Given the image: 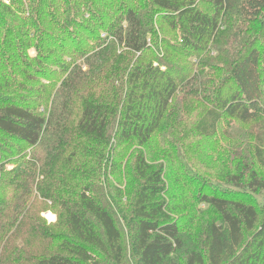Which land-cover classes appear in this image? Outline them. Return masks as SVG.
I'll list each match as a JSON object with an SVG mask.
<instances>
[{
  "label": "trees",
  "instance_id": "16d2710c",
  "mask_svg": "<svg viewBox=\"0 0 264 264\" xmlns=\"http://www.w3.org/2000/svg\"><path fill=\"white\" fill-rule=\"evenodd\" d=\"M261 15L264 0H0V264H264V132L249 155L225 146L224 193L192 178L217 221L190 252L164 185L170 154L191 181L175 151L188 132L264 121V52L241 41L211 60L224 30Z\"/></svg>",
  "mask_w": 264,
  "mask_h": 264
},
{
  "label": "rangeland",
  "instance_id": "374dc122",
  "mask_svg": "<svg viewBox=\"0 0 264 264\" xmlns=\"http://www.w3.org/2000/svg\"><path fill=\"white\" fill-rule=\"evenodd\" d=\"M238 23H240L239 20ZM260 23L261 28H259L258 25L248 26L242 24L238 25V31H236L235 26L234 29H232L233 33L232 31L230 33L229 30L228 32L224 30L215 43V47L212 49L211 60L215 61L217 65H219V68L222 69L224 61L220 58L221 55H219L218 49L221 53L225 54L234 51L240 53L245 49L244 45L241 44V41H245L247 44L248 42L253 41L254 45L258 46L264 52V15H261V18L259 19V24ZM233 39H237L240 44L231 43ZM30 54L31 56H35L34 51H31ZM191 61L195 62L196 59H191ZM225 75V72L221 71L219 77L215 80L218 81ZM206 76L207 75H204V77ZM189 88V85L184 88L188 91L184 92L183 96L189 92ZM179 102L174 104L175 107L178 106ZM198 115L199 114L196 113V107L189 113V116L192 117L195 122ZM175 121L176 120L169 118L170 127L176 124ZM262 132H264V121H257L250 124H240L236 121H232L231 123L225 124L223 126V131L216 137H204L196 133L188 132L187 135L176 145L175 150L180 157V161L185 165L188 176L191 178L189 179L191 180L189 185L186 187H182L179 183L178 162L173 158L172 154H170L169 158L167 157V162L164 164L166 167V180L164 183L166 189L165 198L173 207L172 217L177 218L181 224L185 249L189 252L200 247V239L203 238V226H206L210 221H217V217L209 207L200 203L199 200H194L197 193L207 192L210 194L211 190L201 188V185L193 181L192 178H203L220 194L224 193L223 189L230 188L228 187L226 180V177L230 174V169L226 167L225 161L219 160L225 157V146L231 140L234 150H237L239 148L237 142L241 141L244 147V149H242L244 151L242 152L249 155L250 153L247 151L251 150L252 152L254 150L257 137ZM164 139L169 143H174L176 140L175 136L171 133H164ZM166 141H164V143ZM227 148L229 149L230 146L228 145ZM136 150V148L131 149L130 147V149L126 151L124 159L128 160L130 164H134ZM235 154L236 152L234 155ZM152 155L154 158L152 157L150 159L153 161L154 165L162 161V156L157 154L156 147L154 148ZM214 158L216 160H214ZM9 168L11 169L13 167ZM211 168L214 170L211 171ZM215 172L221 177L222 181L215 176ZM129 176L131 182L124 180L122 184H119V187L121 188L119 191L122 194V199L127 201V203L131 202L132 205L136 194L142 185V180L140 178L134 179L133 174L131 173ZM169 192L172 193L173 196H168L167 193ZM252 195H254L259 202H262L264 198V193L262 192L252 193ZM44 216L48 222H54L56 220V215L51 211L46 212ZM125 239L127 238L125 237ZM186 258L187 254L182 253L179 256V259L175 260L178 264H186ZM131 264H136V259L132 256Z\"/></svg>",
  "mask_w": 264,
  "mask_h": 264
}]
</instances>
